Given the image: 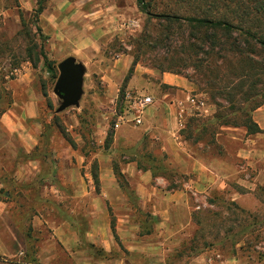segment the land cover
Masks as SVG:
<instances>
[{"label": "rangeland", "instance_id": "374dc122", "mask_svg": "<svg viewBox=\"0 0 264 264\" xmlns=\"http://www.w3.org/2000/svg\"><path fill=\"white\" fill-rule=\"evenodd\" d=\"M206 32L165 29L135 0H0V109L11 100L0 116V264H264V52L255 48L250 69L222 61L198 48L193 35ZM68 56L82 66V94L59 110L57 63ZM163 72L203 102L170 135L158 110L132 124L119 98L159 100L171 92ZM245 113L260 132L247 131ZM94 218L114 222L109 254L92 240L103 235ZM66 223L75 257L62 250Z\"/></svg>", "mask_w": 264, "mask_h": 264}, {"label": "trees", "instance_id": "16d2710c", "mask_svg": "<svg viewBox=\"0 0 264 264\" xmlns=\"http://www.w3.org/2000/svg\"><path fill=\"white\" fill-rule=\"evenodd\" d=\"M135 2L139 10L149 15V17L163 19L165 29H170L171 25L179 23V27L184 24L192 30L199 31L202 28L211 30L212 33L206 32L199 37H196L195 34L193 36L202 45L198 47L202 52L208 54L221 52L219 56L222 61L225 59L222 53L225 55L230 54L233 57L240 58L239 61L243 63V66L250 69L254 68L252 65L254 60L251 58V54L255 53V48L264 52V0H135ZM158 6L161 9H158ZM40 10L41 5H39L36 14ZM254 28H260L261 31H256ZM37 30L42 36L41 29L37 27ZM216 30L226 33V36L216 37ZM221 38L224 39L220 42ZM192 45L196 47V44L193 43ZM204 45L208 47L207 50L203 48ZM39 55L46 69L54 72L53 62L48 59L42 47L39 49ZM258 65L264 66L260 62H258ZM238 66L240 68L242 65ZM236 88L240 90L238 85L234 84L232 89ZM124 92L121 91L119 96L121 101ZM237 94H239V91ZM246 94L244 92L243 96H246ZM230 101L235 108L236 101L233 98ZM10 105L11 100L8 97L5 106L0 109V116ZM258 106L259 104L256 105V107ZM245 116L247 117V124H245L247 131L249 133L260 132L261 129L258 124L247 113H245ZM221 124L228 125L227 122ZM94 179L97 181L96 174H94ZM110 228L115 235L113 221Z\"/></svg>", "mask_w": 264, "mask_h": 264}, {"label": "crops", "instance_id": "0c3cea01", "mask_svg": "<svg viewBox=\"0 0 264 264\" xmlns=\"http://www.w3.org/2000/svg\"><path fill=\"white\" fill-rule=\"evenodd\" d=\"M161 82L165 86L169 87L171 89V92H161L159 100H155V98H153L154 100L153 104L150 105L146 111L148 112V110L150 111V109H152L153 111L158 110V113H161L162 117L165 118V119L162 118L163 122H165V124L166 123L169 124V128H167L166 130H167V133L170 135L171 133H173L172 126L177 125L181 122L180 116H182V114L185 113L186 108L195 106V103L190 100L192 97H194V95L193 96L190 95V89H191L190 83L184 77L180 75L163 72L161 75ZM145 116L144 118H146ZM2 120H3V116L0 118V128L2 126ZM169 142H170V138L169 136H166L162 140V148L163 150H166L167 152L169 151L173 153V149L171 148V144ZM145 171H148V170H145ZM144 173L147 174L146 172ZM0 187H1V184H0ZM78 190L79 188L75 187L74 192L77 193ZM96 214H98L97 211H96ZM127 221L128 220L125 218L117 219V222H118L117 227L120 228L122 226L120 228L122 229L123 225H125V222ZM101 225L103 227V230L100 228ZM109 225L110 223H108L106 219L100 221V219L96 220L94 218L93 230L96 228V232H97L100 229L103 231V235L98 237V239L96 240L94 239L92 240L93 241L98 240L100 242L99 243L100 248H101L100 250H102L106 254H109L110 252H112L115 246V242L113 238L114 236H112V232H110ZM68 226H70L69 223L68 224L66 223V225L63 224L60 227L61 234L63 235V236L61 235L60 240L64 244V248L62 250L64 251L67 257H75V255L82 254L80 253L82 251L80 252L78 251L79 248L76 247L77 245H72V241L76 240V238H73L72 231L74 230H71L70 229L71 227H68ZM94 236L96 237V235ZM122 243L125 246V248L129 251L134 250L132 249L133 247L134 248L140 247L139 246L140 244L138 245L129 244V242H127L125 237L122 238ZM1 264H10V263L2 262ZM90 264H125V261H124V258H120L117 260H115L114 258H109L106 260H99L95 263L90 262Z\"/></svg>", "mask_w": 264, "mask_h": 264}, {"label": "water", "instance_id": "95a60500", "mask_svg": "<svg viewBox=\"0 0 264 264\" xmlns=\"http://www.w3.org/2000/svg\"><path fill=\"white\" fill-rule=\"evenodd\" d=\"M58 76L55 83V91L62 99L59 110L73 104H78L82 94L83 69L75 58L68 56L57 63Z\"/></svg>", "mask_w": 264, "mask_h": 264}, {"label": "built area", "instance_id": "2783aa9c", "mask_svg": "<svg viewBox=\"0 0 264 264\" xmlns=\"http://www.w3.org/2000/svg\"><path fill=\"white\" fill-rule=\"evenodd\" d=\"M195 103L196 107H199V103L202 105L203 102L198 101L196 97L190 99ZM153 97L139 91L126 90L124 92L122 102L126 106V111L129 115V120L134 125H141L146 114L147 108L153 104ZM119 122L115 125L118 126Z\"/></svg>", "mask_w": 264, "mask_h": 264}]
</instances>
